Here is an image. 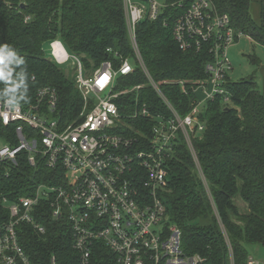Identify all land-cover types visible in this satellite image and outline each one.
Masks as SVG:
<instances>
[{
    "label": "trees",
    "instance_id": "1",
    "mask_svg": "<svg viewBox=\"0 0 264 264\" xmlns=\"http://www.w3.org/2000/svg\"><path fill=\"white\" fill-rule=\"evenodd\" d=\"M214 4L220 13L229 15L233 27L264 43L263 29L250 15L249 0H214ZM180 13L164 7L156 20L145 17L137 26V40L150 74L177 112L185 116L199 97L195 88L209 78L206 65L212 56L205 49L179 46L173 26ZM55 39L71 53L81 55L88 67H98L105 60L117 67L122 58L132 57L136 69L118 77L117 90L138 84L144 87L117 100L121 111L130 114L138 94L139 103L153 114L172 116L135 57L123 0H0V48L7 46L24 60L18 64V56H9L0 62V70L10 72L7 78L0 77V96L28 104L40 87L51 85L59 93L66 118L78 115L83 102L74 77L66 76L46 49ZM12 88L15 91L5 95ZM227 88L232 93L229 102L221 96L206 101L201 114L205 130L193 138L206 184L181 136L167 161L168 181L161 194L169 221L182 230L184 250L202 255V264H250L246 245H264V96L253 78L228 80ZM22 96L27 99H20ZM127 121L143 132L153 123L150 118ZM125 133L134 134L129 129ZM21 160L9 176L0 166L3 214V196L16 199L52 178L44 164L35 169L25 157ZM42 207L45 210L39 212L45 234L26 224L19 229L21 244L32 263L48 264L52 255L58 264L76 263L65 221L53 219L50 210ZM95 256L96 264H114L112 254L104 248H98Z\"/></svg>",
    "mask_w": 264,
    "mask_h": 264
},
{
    "label": "built area",
    "instance_id": "2",
    "mask_svg": "<svg viewBox=\"0 0 264 264\" xmlns=\"http://www.w3.org/2000/svg\"><path fill=\"white\" fill-rule=\"evenodd\" d=\"M123 2L135 57L172 116L153 114L139 103L138 94L132 112L121 111L117 100L144 87L138 84L117 90L118 77L136 69L132 57L122 58L117 67L105 60L93 69L95 65L88 67L83 57L71 53L60 39L51 42L48 53L53 62H73L82 109L76 117L67 119L59 93L51 85L40 87L28 104L18 101L12 106L7 103L10 97L0 96V139L6 141L0 147V166L6 176L13 167H20L23 157L30 167L38 169L44 164L52 172V178L32 192L13 200L2 197L5 212H0V264H33L21 244L19 229L26 224L45 234L39 212L45 210L43 205L53 219L65 221L70 248L76 254L74 264H96L98 248L109 251L114 264L204 262L202 255L184 250L182 230L167 216L161 197L168 181L167 161L182 136L206 184L193 138L205 130L201 114L206 101L217 96L230 101V48L247 35L232 26L229 15L220 13L214 0ZM164 7L181 11L173 26L179 46L184 50L205 49L212 56L206 65L209 78L194 90L198 95L201 91L203 97H198L185 116L177 112L150 74L137 40L138 24L145 17L156 20ZM92 70L93 74L87 76ZM140 118L152 119L154 124L143 129L147 132L127 121ZM128 129L134 134L127 135ZM48 264H58L56 255Z\"/></svg>",
    "mask_w": 264,
    "mask_h": 264
},
{
    "label": "crops",
    "instance_id": "3",
    "mask_svg": "<svg viewBox=\"0 0 264 264\" xmlns=\"http://www.w3.org/2000/svg\"><path fill=\"white\" fill-rule=\"evenodd\" d=\"M249 1L250 15L264 32V0ZM245 34L247 36L238 40L230 48L233 70L228 80L239 82L246 78H253L260 93L264 96V43L255 39L251 34ZM238 64L245 65L246 72L238 67Z\"/></svg>",
    "mask_w": 264,
    "mask_h": 264
},
{
    "label": "rangeland",
    "instance_id": "4",
    "mask_svg": "<svg viewBox=\"0 0 264 264\" xmlns=\"http://www.w3.org/2000/svg\"><path fill=\"white\" fill-rule=\"evenodd\" d=\"M50 47H47L46 49L49 50ZM58 48V46H57ZM62 69L65 70V74L66 76H69L71 78H73V74L75 72V68L73 66V62L72 60H69L63 64L59 65ZM89 66H93V64H90ZM238 67H240L243 71L246 72V68L245 65L240 66L238 64ZM97 67H93V69H95ZM244 73V72H243ZM93 74V70L92 71H87V76L92 75ZM201 91H199V96L202 98L203 96H201ZM6 144V141H3L0 139V147L4 146ZM238 203L240 205H242V202L239 200ZM247 249L249 252V256L251 258V260H253L254 264H264V245L263 244H247Z\"/></svg>",
    "mask_w": 264,
    "mask_h": 264
},
{
    "label": "clouds",
    "instance_id": "5",
    "mask_svg": "<svg viewBox=\"0 0 264 264\" xmlns=\"http://www.w3.org/2000/svg\"><path fill=\"white\" fill-rule=\"evenodd\" d=\"M0 53H2V55H0V62H4L8 60L9 56H18L16 51L8 48L7 46L0 48ZM19 57V56H18ZM18 64H24V60L22 57H19L16 61ZM10 75V72L5 73L4 71L0 70V77H4L7 78ZM16 87H20V85H16ZM26 91H27V85L25 86ZM15 89H7L5 91V95H8L9 92H14ZM20 99L22 100H26L27 97L26 96H22ZM7 103H9L12 106H16L19 104V102L15 99V97H10L9 100L7 101Z\"/></svg>",
    "mask_w": 264,
    "mask_h": 264
}]
</instances>
